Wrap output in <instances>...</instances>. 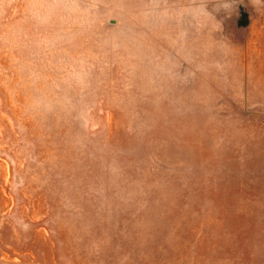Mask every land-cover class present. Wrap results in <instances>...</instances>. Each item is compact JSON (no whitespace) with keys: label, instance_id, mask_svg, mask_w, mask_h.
Segmentation results:
<instances>
[{"label":"rangeland","instance_id":"rangeland-1","mask_svg":"<svg viewBox=\"0 0 264 264\" xmlns=\"http://www.w3.org/2000/svg\"><path fill=\"white\" fill-rule=\"evenodd\" d=\"M0 264H264V0H0Z\"/></svg>","mask_w":264,"mask_h":264}]
</instances>
